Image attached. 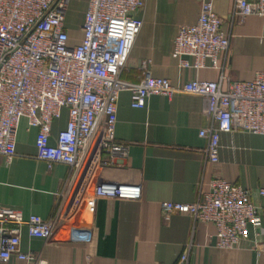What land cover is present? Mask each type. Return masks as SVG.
Listing matches in <instances>:
<instances>
[{"label": "crops", "instance_id": "obj_1", "mask_svg": "<svg viewBox=\"0 0 264 264\" xmlns=\"http://www.w3.org/2000/svg\"><path fill=\"white\" fill-rule=\"evenodd\" d=\"M204 1H211L222 20V30L230 36V47L200 71L182 68L172 56L179 29L198 21ZM89 0H69L65 30L71 47L81 44ZM236 0H146L137 13L143 20L129 59L120 73L124 82L137 84L142 63L148 62L154 78L168 79L182 87L191 81L217 82L224 75L232 81H251L264 71V25L250 16L241 21L235 15ZM193 61L191 58L189 59ZM204 100L190 93L172 97L152 95L144 109L131 106V93L119 95L115 136L130 144L124 165L103 167L86 161L72 180L70 167L57 163L51 168L37 159V129L21 120L16 156L11 163L0 160V208L18 210L27 219L32 215L52 217L58 195L65 191L61 219L52 240L34 238L23 229L21 248L45 264H178L186 245L192 243L187 264H264L252 241L243 248L221 250L215 246L212 224L195 222L192 217L173 213L162 215L165 202L194 203L201 190H208L214 178L252 192L263 216L264 242V136L228 133L221 136L220 162L207 160L208 140L200 132L212 122L203 114ZM68 111L53 124L51 143L65 129ZM103 183L141 186L136 201L96 199ZM73 228L90 229L89 243L72 242ZM0 264H28L12 259Z\"/></svg>", "mask_w": 264, "mask_h": 264}, {"label": "built area", "instance_id": "obj_2", "mask_svg": "<svg viewBox=\"0 0 264 264\" xmlns=\"http://www.w3.org/2000/svg\"><path fill=\"white\" fill-rule=\"evenodd\" d=\"M69 0H0V160L11 163L21 120L37 129V159L51 168L61 163L70 167L72 180L86 161L103 167L122 166L129 157L130 144L115 136L120 93H131V106L144 109L152 95L172 97L178 93L199 95L203 114L211 120L200 137L208 140L207 160L220 162L221 136L248 133L264 136V71L251 81H232L224 75L217 82L195 80L182 87L168 79L154 78L148 62L142 63L137 84L124 82L125 67L143 20L137 13L146 0H89L81 44L71 47L64 28ZM235 15L244 21L262 19L264 0H236ZM264 43V36L262 37ZM230 47V36L211 1H204L198 21L179 29L172 56L182 68L200 71ZM192 59L191 62L189 59ZM68 111L65 129L51 143L53 124ZM141 186L103 183L96 199L136 201ZM264 196V189L259 191ZM65 191L58 195L52 217L25 218L12 208H0V261L18 259L28 264H45L32 253L23 252L21 237L27 227L34 238L52 240L61 219ZM188 215L195 222L212 224L215 246L221 250L241 249L254 230L252 245L264 252L263 216L252 192L223 178H214L208 190H201L194 203L165 202L162 215ZM90 229L73 228L72 242L89 243ZM192 243L186 245L178 264H187Z\"/></svg>", "mask_w": 264, "mask_h": 264}]
</instances>
